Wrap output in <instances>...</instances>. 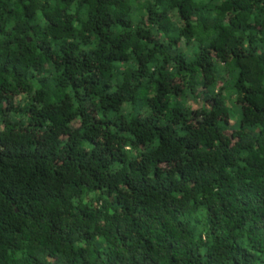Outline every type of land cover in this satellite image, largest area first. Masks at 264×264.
I'll return each mask as SVG.
<instances>
[{
    "label": "trees",
    "instance_id": "obj_1",
    "mask_svg": "<svg viewBox=\"0 0 264 264\" xmlns=\"http://www.w3.org/2000/svg\"><path fill=\"white\" fill-rule=\"evenodd\" d=\"M0 264H264V0H0Z\"/></svg>",
    "mask_w": 264,
    "mask_h": 264
},
{
    "label": "rangeland",
    "instance_id": "obj_2",
    "mask_svg": "<svg viewBox=\"0 0 264 264\" xmlns=\"http://www.w3.org/2000/svg\"><path fill=\"white\" fill-rule=\"evenodd\" d=\"M221 86V83L219 84V87ZM190 102V105H194V107H197V104L193 101V99L192 98H190V100H189ZM234 103V104H233ZM235 101H228L227 102V105L229 106V107H231V109L233 110V112L232 113H234V115L235 114H238V120H240V117H241V109L239 108V106H237V107H235ZM233 107V108H232ZM236 120H237V118L236 117H233L232 118V120H230V125H234L235 123H236ZM229 134H232V132L231 133H229Z\"/></svg>",
    "mask_w": 264,
    "mask_h": 264
}]
</instances>
